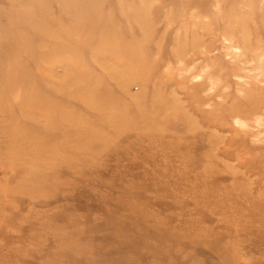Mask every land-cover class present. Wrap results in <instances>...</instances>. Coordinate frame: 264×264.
<instances>
[{
    "label": "rangeland",
    "instance_id": "obj_1",
    "mask_svg": "<svg viewBox=\"0 0 264 264\" xmlns=\"http://www.w3.org/2000/svg\"><path fill=\"white\" fill-rule=\"evenodd\" d=\"M0 264H264V0H0Z\"/></svg>",
    "mask_w": 264,
    "mask_h": 264
}]
</instances>
